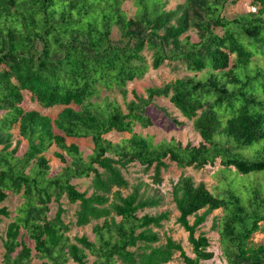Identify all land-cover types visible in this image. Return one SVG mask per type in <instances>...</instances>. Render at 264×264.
<instances>
[{
	"label": "trees",
	"instance_id": "16d2710c",
	"mask_svg": "<svg viewBox=\"0 0 264 264\" xmlns=\"http://www.w3.org/2000/svg\"><path fill=\"white\" fill-rule=\"evenodd\" d=\"M238 1L0 0V224L9 219L0 264H167L176 256L205 264L215 254L202 225L218 209L213 228L227 264H264V243L253 241L264 225V0L225 15ZM162 66L184 73L129 99V84ZM24 91L44 108L61 107L57 116L25 109ZM160 97L193 123L199 144L155 143L136 130L153 124L147 110ZM113 131L129 137L114 141ZM67 137L91 138L93 152L84 156ZM53 147L64 164L54 175ZM218 160L214 188L187 173ZM170 163L182 172L171 182L174 209H161ZM138 165L152 171L149 181L127 177ZM83 177H91L84 191L74 183ZM12 194L21 199L14 216ZM73 204L68 223L64 206ZM174 211L193 256L161 233ZM93 222L94 239L68 234Z\"/></svg>",
	"mask_w": 264,
	"mask_h": 264
},
{
	"label": "rangeland",
	"instance_id": "374dc122",
	"mask_svg": "<svg viewBox=\"0 0 264 264\" xmlns=\"http://www.w3.org/2000/svg\"><path fill=\"white\" fill-rule=\"evenodd\" d=\"M184 0H168L167 7L175 8L179 3H182ZM124 8L128 11L130 15H133L136 11V6L132 1H127L124 4ZM256 6L252 4V0H239L235 4H228L224 10V14L228 17H235L237 14L245 13L250 10H255ZM192 37L196 38V35L192 33ZM182 73L172 72L169 66H162L158 69L151 68L146 76L143 79H136L129 84V99L133 98V91L136 93L144 95L146 93V89L150 86H161L166 82H169L175 79L177 76H181ZM22 106L27 109H36L41 111L44 114L50 115L52 118L57 116V113L60 111L61 107L54 108H44L42 107L35 99L31 97L30 92L24 91V101ZM148 115L153 120V124L149 127H142L137 125L136 130L142 132L144 135H150L153 137L155 143H158L163 140H171L174 138L175 140L181 142L183 145H186L189 142L193 144H199L201 141V136L198 132L194 130L193 123L185 118H183L176 108L172 105L169 99L160 97L157 98L149 107H148ZM0 113V117H1ZM171 117L177 118L179 121H184L183 124L175 123ZM15 133V142L21 139L18 134V130L14 129ZM108 138H111L114 141H118L121 138L129 137L128 133H119L117 131L110 132L106 135ZM68 142H76L80 149L83 151L84 156H88L93 152L94 144L92 139L87 138H74L67 137ZM26 143L22 141L21 150L25 149ZM57 150L56 147H53L49 152H47V157L50 159L51 165V174L58 173L63 167V163L60 159H58L54 152ZM169 162V161H168ZM222 165L218 160L215 165H207L202 169H194L192 167L187 168V173L193 174L198 181H204L209 188H214L218 185V180L216 178L217 172ZM234 169V167H233ZM130 172V171H129ZM182 170L178 168L174 163H170V167L167 171L163 173L164 182L162 185L163 191L166 192L167 203L161 209L170 208L174 209V204L171 200L170 190H171V182L172 180H177L180 176ZM152 174V171L148 173L143 171V168L138 165L131 168L130 173H126L127 177L133 179L136 176H142L145 180L149 181V175ZM74 183L77 184L78 188L82 191L90 189L91 186V177H83V178H75ZM91 192V190H90ZM8 205L12 209V216L16 214V207L21 203L20 196L12 194L10 200L7 201ZM64 203L67 204V200L64 199ZM57 204L54 203L52 206L51 216H54L56 211ZM67 211L64 214V219L68 223H72L75 219V210L76 205H66ZM221 213V210H215L211 215L208 216L207 221L202 225V230L205 231L208 236L211 238V247L210 249L214 251V257L212 259L204 261L205 264H227L226 259L222 254V249L220 245V236L219 233L213 228L214 217ZM178 214L177 211H174V214L169 222L166 223L165 228L161 230L162 235L164 232H167L169 235H172L178 241H181L185 250L190 256H193L191 247L188 243V233L185 231L175 219V216ZM9 219H6L4 223L0 224V236L4 234L5 226ZM94 222L85 226H71L68 234L70 236L75 235H87L90 239H94V234L92 232V226ZM253 241L256 244L264 243V225L262 230L256 232L253 235ZM28 243L31 246H34L31 240H28ZM2 241L0 239V254L3 253L2 249ZM40 260L38 258H34L31 264H39ZM167 264H186L180 256H176L172 261Z\"/></svg>",
	"mask_w": 264,
	"mask_h": 264
}]
</instances>
